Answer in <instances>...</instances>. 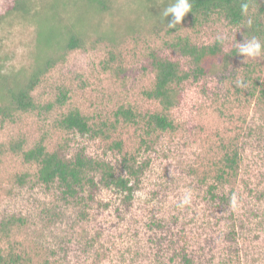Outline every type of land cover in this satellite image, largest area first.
Instances as JSON below:
<instances>
[{
    "label": "rangeland",
    "instance_id": "obj_1",
    "mask_svg": "<svg viewBox=\"0 0 264 264\" xmlns=\"http://www.w3.org/2000/svg\"><path fill=\"white\" fill-rule=\"evenodd\" d=\"M106 1L99 30L88 25L80 34L83 48L66 55L58 50L60 60L32 93L40 107L52 108L20 112L6 122L0 117V223L17 220L9 235H0V250L21 254L25 264H264V54L246 62L240 55L225 70L186 81L169 114L176 129L151 132L148 117L162 111L146 96L154 74L141 71L151 50L187 70V58L166 49L177 34L198 45L223 40L227 50L243 42L219 16L196 27L187 21L169 35L162 12L175 0ZM83 2L24 0L17 6L0 0L1 71L33 68L43 8L56 9L63 27L81 30L85 24H75ZM237 79L247 89L237 87ZM61 91L67 94L63 106L57 103ZM121 108H130L136 121L120 117L117 123ZM75 109L96 127L106 124V135L93 139L60 130L57 121ZM40 142L69 158L83 153L111 163L118 176L131 179L132 198L104 186L100 175L73 198L40 184L37 166L12 150L19 144L28 151ZM233 152L237 171L218 182L224 155ZM125 159L140 169L137 177L127 175Z\"/></svg>",
    "mask_w": 264,
    "mask_h": 264
},
{
    "label": "trees",
    "instance_id": "obj_2",
    "mask_svg": "<svg viewBox=\"0 0 264 264\" xmlns=\"http://www.w3.org/2000/svg\"><path fill=\"white\" fill-rule=\"evenodd\" d=\"M24 0H16V5L22 6ZM26 2V1H25ZM192 12H189L182 23L191 22L192 27L210 22L214 16L223 18L230 26L239 31V37L242 42L245 39L257 37L264 44V0H190ZM247 4L246 11L242 5ZM81 12L77 15L76 28L81 30L63 27L57 10L54 8L46 9L38 15L37 38L35 64L33 68H23L16 72L6 75L0 69V117L2 121H10L17 113H31L52 106L40 107L34 100L32 93L38 87L41 77L48 73L60 60L58 50L64 55L68 52L83 48L84 40L80 35L87 26H92L94 31H98L103 17L106 15V0H84ZM95 17L97 21L95 22ZM94 18V19H92ZM92 21L90 22L89 20ZM172 17L169 16L164 24L168 28L169 35L178 33L180 25L170 28L168 22ZM59 22V23H58ZM74 25V24H73ZM67 29V32H65ZM65 32V33H64ZM174 41L167 42L166 49L172 54L186 59L190 65L189 69H184L179 60H174L171 56L164 54L161 50H151L141 66L142 72H152L154 74V85L146 92V96L158 102L162 107L161 112L151 114L148 117V128L151 132H170L176 129L174 121L170 118L171 110L178 104V89L189 80L198 81L212 74L214 68L221 66L223 70L228 68L230 61L240 56L238 48L235 46L230 50L226 49V43L223 40H216L212 44L198 45L191 41L188 36L177 34ZM57 48V50H55ZM65 56L62 55V59ZM245 71L246 80H251L249 64ZM227 71V70H226ZM225 71V72H226ZM257 85V83H256ZM252 84V88L255 86ZM67 94L61 91L58 104L65 105ZM123 118L125 122H135L136 114L130 109L121 108L117 112L116 121ZM103 126L107 129L106 124ZM57 127L60 130L89 136L93 139L106 135L104 127H96L91 124L89 119L82 114L79 109L71 110L57 121ZM13 151H21L25 162L37 166V180L40 184L48 187H57L61 189L63 195L67 197H77L86 185L95 186V179L100 175L101 183L117 191L127 193L125 199L129 201L132 198L134 187L131 179L118 176L113 165L109 162L97 160L84 155L83 153L69 158L60 150L50 151L40 142L28 151H23L22 145H17ZM115 149L122 150L120 142L115 143ZM238 153H227L223 158V170L217 176V181H223L225 176H233L237 171ZM123 167L127 175L137 177L141 172L136 168L131 160L125 159ZM96 175V177H95ZM23 176H21L22 178ZM20 182H24V177ZM216 190L215 184L210 192L213 198H216L213 191ZM19 221V220H18ZM13 223L17 220L0 223V235H9ZM186 263H191L186 259ZM26 260L21 254L0 250V264H25Z\"/></svg>",
    "mask_w": 264,
    "mask_h": 264
},
{
    "label": "clouds",
    "instance_id": "obj_3",
    "mask_svg": "<svg viewBox=\"0 0 264 264\" xmlns=\"http://www.w3.org/2000/svg\"><path fill=\"white\" fill-rule=\"evenodd\" d=\"M242 9L246 11L247 4L242 5ZM192 12V5L190 0H175L174 3L170 4L162 12L164 17L171 16V21L168 22L170 28H175L176 25H181L185 16ZM238 54L245 58V62L248 58H255L264 54V44L260 40L253 36L251 39H245V42L238 43ZM237 87L241 89H247L248 84L243 79H237L235 81ZM189 202V198L186 196L183 200V203L186 204ZM230 205L233 209L238 207V198L235 194L232 195L230 199Z\"/></svg>",
    "mask_w": 264,
    "mask_h": 264
}]
</instances>
